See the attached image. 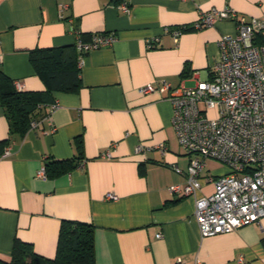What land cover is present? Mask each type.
Segmentation results:
<instances>
[{"label": "crops", "instance_id": "0c3cea01", "mask_svg": "<svg viewBox=\"0 0 264 264\" xmlns=\"http://www.w3.org/2000/svg\"><path fill=\"white\" fill-rule=\"evenodd\" d=\"M122 3L130 14L119 9ZM62 5L68 7L61 13ZM213 8L257 19L256 39L264 42V0H0V71L19 91L46 99L38 127L25 133H11L0 99V259L10 260L16 240L54 258L62 222L71 220L94 226L95 264H264V219L201 237L195 200L169 192L186 182L174 166L186 173L190 164L172 125L169 93L141 92L161 81L194 88L212 80L218 43L236 36L237 21L186 29ZM177 29L183 30L178 41ZM99 34L116 41L83 59L78 54L80 88L48 93L31 52L69 48L73 54L79 40ZM138 146L147 150L136 153ZM64 161L79 166L40 176L47 164ZM213 162L206 161L202 178L229 173L222 164L207 169ZM214 191L203 183L200 195ZM108 194L118 199L107 200Z\"/></svg>", "mask_w": 264, "mask_h": 264}, {"label": "built area", "instance_id": "2783aa9c", "mask_svg": "<svg viewBox=\"0 0 264 264\" xmlns=\"http://www.w3.org/2000/svg\"><path fill=\"white\" fill-rule=\"evenodd\" d=\"M67 7L62 5L61 13ZM119 9L131 12L127 3H122ZM219 20L237 21L238 32L236 36H224L218 43L220 55L210 82L194 88H173L169 82L161 81L158 86L149 84L141 89L143 93H169L172 125L179 144L190 156L186 173L174 166L176 173L185 175L186 182L171 186L169 192L179 199L195 200L202 238L232 233L261 224L264 219V42L256 44L261 26L257 19L241 18L233 9L213 8L203 13L193 28H212ZM182 33V29L172 31L176 41ZM115 41L113 35L99 34L90 41L79 40L75 47L83 59L92 51L111 47ZM17 88L21 90L22 86L17 84ZM209 110L217 111V118H208ZM38 124V120H31L30 130H35ZM156 149L166 152L164 145ZM145 150L138 146L135 152ZM9 154L7 150L3 157ZM106 156L110 158L109 154ZM208 160L226 166L229 173L202 178ZM40 176L46 178L45 168ZM203 183L214 185L212 195H200ZM106 199L118 198L108 194ZM238 262L243 260L240 258Z\"/></svg>", "mask_w": 264, "mask_h": 264}, {"label": "trees", "instance_id": "16d2710c", "mask_svg": "<svg viewBox=\"0 0 264 264\" xmlns=\"http://www.w3.org/2000/svg\"><path fill=\"white\" fill-rule=\"evenodd\" d=\"M186 30L195 29L192 27ZM258 40L256 44H262ZM73 54L69 48L37 49L31 52L30 59L35 73L46 85L48 93L74 92L80 88L76 47ZM0 99L11 133H25L31 120L38 118L41 105L46 100L43 93L19 91L14 81L2 71ZM79 147L82 149V143H79ZM78 166L70 161L51 162L45 167L46 175L48 178L56 177ZM0 264H95V228L89 223L64 220L54 258L41 257L30 244L16 240L10 260L0 259Z\"/></svg>", "mask_w": 264, "mask_h": 264}, {"label": "rangeland", "instance_id": "374dc122", "mask_svg": "<svg viewBox=\"0 0 264 264\" xmlns=\"http://www.w3.org/2000/svg\"><path fill=\"white\" fill-rule=\"evenodd\" d=\"M208 118L210 119H214V118H217V111L215 110H209L208 111V114H207ZM222 165L219 164V163H208L207 164V169H212V170H217L219 169V167H221Z\"/></svg>", "mask_w": 264, "mask_h": 264}]
</instances>
